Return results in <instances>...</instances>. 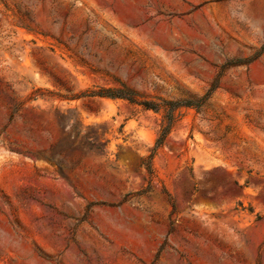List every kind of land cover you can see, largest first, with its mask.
Returning a JSON list of instances; mask_svg holds the SVG:
<instances>
[{
	"label": "rangeland",
	"instance_id": "rangeland-1",
	"mask_svg": "<svg viewBox=\"0 0 264 264\" xmlns=\"http://www.w3.org/2000/svg\"><path fill=\"white\" fill-rule=\"evenodd\" d=\"M0 264H264V0H0Z\"/></svg>",
	"mask_w": 264,
	"mask_h": 264
},
{
	"label": "trees",
	"instance_id": "trees-1",
	"mask_svg": "<svg viewBox=\"0 0 264 264\" xmlns=\"http://www.w3.org/2000/svg\"><path fill=\"white\" fill-rule=\"evenodd\" d=\"M92 92H93L92 95L107 96V97H112V98H123V99L128 100L129 102H135L134 97H132V95H130V93H125L121 89L99 88L98 91H92ZM130 92H132V91H130ZM144 106L146 108H154V109L156 108V107H152V105H149V103H144ZM172 120H173V111H170L168 113V116H167V124L166 125L162 124L160 126L159 131H158V136H157L156 142H155L156 147H158L163 142L164 138L168 134Z\"/></svg>",
	"mask_w": 264,
	"mask_h": 264
}]
</instances>
